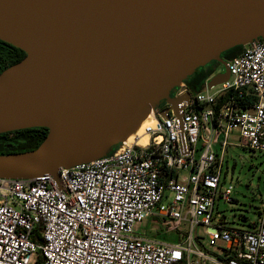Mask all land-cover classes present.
<instances>
[{
  "label": "built area",
  "instance_id": "1",
  "mask_svg": "<svg viewBox=\"0 0 264 264\" xmlns=\"http://www.w3.org/2000/svg\"><path fill=\"white\" fill-rule=\"evenodd\" d=\"M242 46L224 82H178L171 97L187 99L160 101L105 155L59 168L61 187L47 173L0 178V264H264V195L245 226L220 208L235 202L221 174L230 132L264 152V36ZM146 218L177 238L133 234ZM196 225L223 246H200Z\"/></svg>",
  "mask_w": 264,
  "mask_h": 264
},
{
  "label": "water",
  "instance_id": "2",
  "mask_svg": "<svg viewBox=\"0 0 264 264\" xmlns=\"http://www.w3.org/2000/svg\"><path fill=\"white\" fill-rule=\"evenodd\" d=\"M264 36V0H0V40L25 52L0 73V133L43 126L34 149L0 154V178L29 179L105 155L172 88ZM167 115V109L160 112Z\"/></svg>",
  "mask_w": 264,
  "mask_h": 264
},
{
  "label": "rangeland",
  "instance_id": "3",
  "mask_svg": "<svg viewBox=\"0 0 264 264\" xmlns=\"http://www.w3.org/2000/svg\"><path fill=\"white\" fill-rule=\"evenodd\" d=\"M207 68L212 67V74L222 71L219 63H207ZM200 82L192 86L200 87ZM221 139V137L219 138ZM217 155H221L218 143L214 146ZM221 174L224 177V185H232L231 197L234 203H223L220 205L222 214L225 216L229 226H245L253 221L257 215L264 195V152L249 149L244 146L243 139L237 138L236 134L230 132L228 145L223 152ZM250 205V208L248 207ZM184 229V228H182ZM194 234L198 236L200 246L211 252H216L217 246H223L221 241L213 244L204 235V226L196 225ZM133 234L145 235L172 242L177 238L178 232L168 230V226L158 220L146 218L133 226Z\"/></svg>",
  "mask_w": 264,
  "mask_h": 264
},
{
  "label": "trees",
  "instance_id": "4",
  "mask_svg": "<svg viewBox=\"0 0 264 264\" xmlns=\"http://www.w3.org/2000/svg\"><path fill=\"white\" fill-rule=\"evenodd\" d=\"M242 50L243 46L237 45L222 52L221 57L228 60L233 56L239 55ZM24 56L25 52L22 49L0 40V73L5 68L21 60ZM213 63H216V61H212ZM210 67H199L192 75L184 80L189 86H194L195 83L197 84L199 82L201 84L213 72V66ZM226 97L227 93L222 95L219 101H223ZM241 106L245 107V104H241ZM47 132L48 129L46 127L38 126L0 133V154H10L34 149L43 141Z\"/></svg>",
  "mask_w": 264,
  "mask_h": 264
},
{
  "label": "bare ground",
  "instance_id": "5",
  "mask_svg": "<svg viewBox=\"0 0 264 264\" xmlns=\"http://www.w3.org/2000/svg\"><path fill=\"white\" fill-rule=\"evenodd\" d=\"M148 116H149V112H148V113L145 115V117H144V118L146 119V118H148ZM138 127H139V125H138ZM138 127H137L135 130H137V129H138ZM135 130H134V131H135ZM134 131H133V132H134ZM138 132H139V131H138ZM131 133H132V132H131ZM131 133H129L128 135H129V136H131V135H132Z\"/></svg>",
  "mask_w": 264,
  "mask_h": 264
},
{
  "label": "flooded vegetation",
  "instance_id": "6",
  "mask_svg": "<svg viewBox=\"0 0 264 264\" xmlns=\"http://www.w3.org/2000/svg\"><path fill=\"white\" fill-rule=\"evenodd\" d=\"M224 59V58H223ZM226 62H227V60H225ZM212 62V61H211ZM211 62H209V63H211ZM228 63V62H227Z\"/></svg>",
  "mask_w": 264,
  "mask_h": 264
}]
</instances>
